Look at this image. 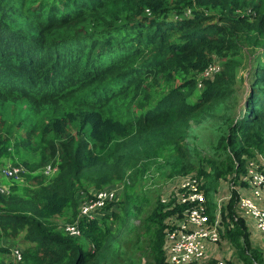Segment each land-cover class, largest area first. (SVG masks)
Masks as SVG:
<instances>
[{
    "label": "trees",
    "instance_id": "obj_1",
    "mask_svg": "<svg viewBox=\"0 0 264 264\" xmlns=\"http://www.w3.org/2000/svg\"><path fill=\"white\" fill-rule=\"evenodd\" d=\"M259 155L264 0H0V264H167L179 209L154 182L192 172L211 220L229 180L228 238L243 264H264L235 186ZM112 187L120 199L81 220V236L64 231L84 197Z\"/></svg>",
    "mask_w": 264,
    "mask_h": 264
},
{
    "label": "built area",
    "instance_id": "obj_2",
    "mask_svg": "<svg viewBox=\"0 0 264 264\" xmlns=\"http://www.w3.org/2000/svg\"><path fill=\"white\" fill-rule=\"evenodd\" d=\"M217 71H219V66L214 62L199 74L202 75V78H208L213 77ZM53 168L48 166L44 172L48 173ZM24 170L23 166L8 164L3 169V173L9 178L18 179L22 177ZM182 179L177 201L169 207L175 211L179 210L170 215L164 249L167 264H198L196 262L205 257L209 244H216L221 238L218 214L222 207L216 199V218L211 220L208 214L207 196L200 179L193 175L185 176ZM242 181L247 184L249 192L241 193L239 191L238 212L242 216L253 217L256 227L264 232V158L261 155L260 158L248 161ZM8 191V186L0 183V192ZM231 196L230 188V192L224 199L230 200ZM118 199L119 187L104 188L95 192L92 198L81 202L77 219L72 223L65 224V232L73 237L81 236V220L96 218L103 213L109 203ZM163 200L167 202L166 199L163 198ZM22 254L20 247L12 249L13 258L16 261L22 260ZM216 264L225 263L221 261Z\"/></svg>",
    "mask_w": 264,
    "mask_h": 264
},
{
    "label": "rangeland",
    "instance_id": "obj_3",
    "mask_svg": "<svg viewBox=\"0 0 264 264\" xmlns=\"http://www.w3.org/2000/svg\"><path fill=\"white\" fill-rule=\"evenodd\" d=\"M247 71H248V64L245 63V66H243L240 69L239 81H238V84L236 86V89H237L236 94H237L239 101H242L246 95L247 84H246V81L244 83V81H242V80H243L245 75L247 76ZM197 78H202V75L198 74ZM203 131H205V130H203ZM197 132H199V131H197V129H196L195 133H197ZM202 137L206 138L205 133H202ZM195 141H196L197 145L199 146V148L203 149L206 147L205 149H208V144H206V143L201 144L199 142V140H195ZM203 142H205V141L203 140ZM261 156L264 158L263 155H261ZM258 157L260 158V155ZM48 166H51L52 168L54 167L52 164H48L43 169L47 170L46 168ZM56 171H57V168L55 167L52 170H50L48 173L45 172V174L46 175H52ZM188 175L197 176V174L195 172H192V173H188L185 175H176V176L172 177L171 179L158 178L154 182L155 183L154 188L158 189L161 197L166 199V201H167L166 203L169 204L170 206H172V204H174L177 201L178 193H179V189H180L179 187H180L182 180H183L182 178L185 176H188ZM152 181L153 180H149L148 181L149 184H154ZM235 186L238 188V190L240 192L243 188L247 189V187H248L246 183L245 184L244 183L237 184ZM156 189H154V190H156ZM119 190H120L119 195H121L123 188H120ZM229 192H230L229 180L222 181L221 185L219 186L218 192L215 195L216 199L218 200V203L221 204V207H222L220 213L218 214L219 225H220V229H221V238L216 243V245L214 247L210 248L211 250L209 249L207 251L204 258H202L199 262H196L198 264H216V263L221 262V261H223L225 264H235V260L239 262V260H238L239 258H238L236 248L231 243V241L229 240L228 235H227V230L232 227V221L230 220L228 213L225 211L230 200H225L224 198L226 197V195ZM241 193H246V192H241ZM119 199H120V196H119ZM220 199H222V200H220ZM86 200L87 199L84 197L83 201H86ZM80 205H81V203L79 204V211H80ZM169 219H170V215L167 216V218L165 220L167 227L169 226L168 225ZM65 223L67 224V222H65L64 220H60V222H59V224L63 227L65 226ZM260 233H263L260 235L263 238L262 239L263 243L260 242L259 240H257L256 238H253L252 244H253V246L260 248L264 254V236H263L264 232L260 231ZM165 254H166V252H165ZM12 259L15 260L14 258H12ZM6 260H8V259H6ZM240 262H242V261H240Z\"/></svg>",
    "mask_w": 264,
    "mask_h": 264
},
{
    "label": "crops",
    "instance_id": "obj_4",
    "mask_svg": "<svg viewBox=\"0 0 264 264\" xmlns=\"http://www.w3.org/2000/svg\"><path fill=\"white\" fill-rule=\"evenodd\" d=\"M244 183V182H243ZM245 184V183H244ZM121 187H119V189H120ZM231 188V187H230ZM238 189V188H237ZM120 191V190H119ZM239 191V190H238ZM241 192H246V193H248L249 191H248V189H246V188H243L242 190H241ZM242 216V215H241ZM244 218H245V221H246V223H247V226H248V228H249V231H250V234H251V241H253V238H256L257 240H259L260 242H262L263 243V241H262V236H260L261 234H263V233H260V230L256 227V224H255V220H254V218L253 217H251V216H243ZM264 236V235H263ZM216 244H209V246H208V250L210 249V248H212V247H214ZM211 250V249H210ZM239 260V262L238 261H236L235 260V264H243L242 262H240L241 260L240 259H238Z\"/></svg>",
    "mask_w": 264,
    "mask_h": 264
}]
</instances>
